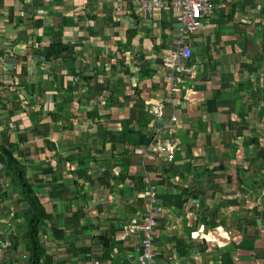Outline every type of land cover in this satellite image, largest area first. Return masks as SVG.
<instances>
[{"label":"crops","instance_id":"obj_1","mask_svg":"<svg viewBox=\"0 0 264 264\" xmlns=\"http://www.w3.org/2000/svg\"><path fill=\"white\" fill-rule=\"evenodd\" d=\"M213 2L214 16L191 37L199 70L172 108L161 70L177 28L170 9L146 15L138 0H0V145L14 146L26 164L54 216L48 228H63V239L42 236L50 253H63L60 264L75 261L72 242L91 249L73 264H100L103 241L92 232L109 235L124 223L103 264H135L136 237L125 228L142 214L148 185L163 208L153 245L171 263L264 264V0ZM127 31L135 32L128 46ZM54 44L66 50L46 58ZM146 101L164 107L161 119ZM173 114L177 123L162 132L179 143L173 164L143 160L137 146ZM6 182L0 169V204L15 208L24 232L0 236V264H26L24 248L4 246L26 230L17 214L26 205ZM171 231L190 243L184 253Z\"/></svg>","mask_w":264,"mask_h":264},{"label":"built area","instance_id":"obj_2","mask_svg":"<svg viewBox=\"0 0 264 264\" xmlns=\"http://www.w3.org/2000/svg\"><path fill=\"white\" fill-rule=\"evenodd\" d=\"M138 6L146 15H151L156 9H170L175 16L177 22L175 36L171 47L162 53L161 64V70L168 83L167 97L171 107L174 108L177 105L174 101L176 93L184 89L182 86L184 79L194 76L199 70L198 63L193 59L191 37L199 33L202 26L214 16L216 6L213 0H138ZM188 91L189 89H186L184 93ZM145 105L155 119L163 117L162 105H153L148 101ZM177 121V116L171 115L166 124L152 132V139L148 146L138 147L144 157L143 160L174 161L179 143L177 139H162L161 132L176 124ZM148 188L145 192L147 195L145 213H142L140 217L131 218L125 228L127 232H137L141 238L138 255L134 260L135 264H175L168 262L166 258H157L153 247L154 228L158 224V217L163 214V208L157 202L156 186L148 185Z\"/></svg>","mask_w":264,"mask_h":264},{"label":"trees","instance_id":"obj_3","mask_svg":"<svg viewBox=\"0 0 264 264\" xmlns=\"http://www.w3.org/2000/svg\"><path fill=\"white\" fill-rule=\"evenodd\" d=\"M134 36H135V32L127 31L125 45L127 46L130 45V42L132 41ZM64 50H66L65 46L54 44L50 46L44 53H45L46 58L48 57L54 58L60 55ZM143 104L145 105L144 102ZM145 107H146L147 112L151 114L148 106L145 105ZM162 132H161V136H162ZM168 136L169 137L167 139L169 140L175 139L170 135ZM151 139H152V135L150 136V139L148 142L144 143L143 145H138L137 147L148 146ZM12 148H14V146L8 145L7 143H5L4 145H0V169H1L2 174L8 177V181L12 186H14L15 184L20 186L18 190L19 194L21 195L20 201L26 205V209L23 210V215H24L23 218L25 220L24 223L26 226V230L24 233V239H23L25 241V247H24L25 256H23V259L26 260V264H55L56 262L57 263L59 262L58 264H60L59 257L55 253L49 252L47 246L44 244L42 236L44 234L51 233L52 236L55 237L56 239H63L64 238V235L62 233L63 228L57 227L53 222V224H51L52 225L51 227L52 231H51L46 225L47 222L53 221L54 216L53 215L50 216L47 213V210L45 209L44 205L41 202L40 189H38V187L35 188L33 181L28 176L26 164L23 163L20 158L18 159L16 156H14ZM168 164H173V162L168 163ZM75 166L77 167L78 171H80V165L78 164V162H75ZM49 173H50L49 170L43 171V175L45 176H47ZM5 195H7V192L6 191L2 192L0 189V199H1V196H5ZM70 195L71 197H74V200L77 199L79 195V190L75 189L74 191H72ZM74 200L72 199V201ZM145 211L146 209H145V204H144L142 207V213H145ZM137 212L138 211H135V214ZM79 213L80 212L77 210L75 216H77ZM123 225L120 224V225L115 226L112 229V231L109 233V235H107L105 231L102 232V230H95L92 232L93 236L98 235L97 239L103 241V243H101L103 244V246H101V250H100V253L102 251V257L99 260L100 264H103L104 261L107 260V258L110 259L109 258V255H110L109 242L112 240L113 241L115 240L117 231L123 228L124 227ZM76 231H83V229L82 228L76 229ZM171 232L174 233L173 231ZM130 234L135 235L136 237L135 243H134V245L137 246V251L135 252L136 254L134 257V260H136L141 238L138 236L137 232H131ZM182 238H183L182 236H177L175 233L173 235L168 236V239H171L172 243L176 244L177 247H179L180 249L181 248L184 249L182 251V253H184L186 251L188 244L190 243H188ZM74 239H76V236H74ZM155 239L157 240V233L155 235ZM2 240L0 239L1 245L4 242ZM11 240L12 241H9L7 243L5 242L4 246H8V247L12 246L11 248L12 249L14 248V251H15L18 249L17 244L19 243V236H16L15 242H14L15 239L12 237H11ZM70 247L73 250L71 251V253L74 255L73 260L75 261L72 262L71 259L67 261V258H66V260L61 261L63 264H73L74 262L78 260L77 259L79 258L77 257L78 254L80 256H85L87 253L91 252V249L89 247H85L84 245L76 247L74 242L70 244ZM21 249L23 248L21 247ZM156 253H157V258L159 257L163 259V257H165L164 254L161 255V253L160 254L158 252ZM92 255L87 256V257L92 258ZM99 255H94V256L95 258H97V256ZM55 256L57 257L55 258ZM91 262H92L91 264H99V263H95L94 261H91ZM169 262H171V260Z\"/></svg>","mask_w":264,"mask_h":264},{"label":"rangeland","instance_id":"obj_4","mask_svg":"<svg viewBox=\"0 0 264 264\" xmlns=\"http://www.w3.org/2000/svg\"><path fill=\"white\" fill-rule=\"evenodd\" d=\"M204 26L205 25H203L202 27H204ZM86 162H90V159H87ZM27 173L29 174V172H27ZM1 174H2V172H1ZM247 175L249 178H252L253 177L252 171L249 172ZM12 188L14 190H11V184L9 182H6L5 190L9 191L10 196L14 195L15 192H17L19 190L20 186L15 184ZM35 188H37V187H35ZM71 199L74 200V197H71ZM13 201L16 202L14 205H15L16 209H18V205H17L18 202L16 200H13ZM3 210L6 212V214H0V236H12L13 234L21 235L24 232L23 226H21V224L18 223L19 221H17L16 219L13 218L12 215H10V213L14 214V211L16 212L15 208L11 207L8 203H4V204H0V213ZM11 210L13 212H11ZM17 214H18V218H20V219L24 216L19 211L17 212ZM63 218H64V214H63ZM14 228H16V229H14ZM6 229H9V230L7 232H5ZM15 241H16V239L14 240V242ZM19 246L24 248L25 247V241L23 240L17 244L18 249H19ZM183 250L184 249L181 248V251H183ZM54 251H55V254L59 257V259H63V257H64L63 253H60V251H58V250H54ZM21 254L23 256H25L24 251H22ZM77 257H80V255L78 254ZM163 258L168 259V257L166 255ZM19 259H22V258L20 257Z\"/></svg>","mask_w":264,"mask_h":264},{"label":"clouds","instance_id":"obj_5","mask_svg":"<svg viewBox=\"0 0 264 264\" xmlns=\"http://www.w3.org/2000/svg\"><path fill=\"white\" fill-rule=\"evenodd\" d=\"M162 216H163V214H162L161 216H159L158 219H157V220H158V224H157V225L155 226V228H154V233H153V238H154V239H153V243L155 242L156 230H157V228H158L159 221H160V219H161ZM190 235H191V236H199V234H195V235H194V234H191V233H190ZM153 247H154V245H153ZM154 249H155V247H154ZM155 251H156V249H155ZM156 252H157V251H156ZM170 260H171V259L168 257V262H169Z\"/></svg>","mask_w":264,"mask_h":264}]
</instances>
